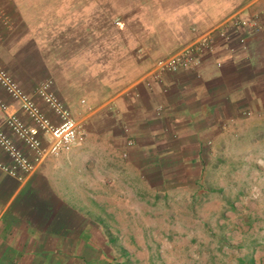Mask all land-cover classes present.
Wrapping results in <instances>:
<instances>
[{"label":"crops","instance_id":"0c3cea01","mask_svg":"<svg viewBox=\"0 0 264 264\" xmlns=\"http://www.w3.org/2000/svg\"><path fill=\"white\" fill-rule=\"evenodd\" d=\"M135 1L116 33H99L92 11L47 27L53 90L84 134L22 179L0 169V264H109L107 234L134 217L159 224L150 219L174 213L178 201L189 209L208 201L212 188L234 210L235 232L248 235L237 262L264 264V16L250 32L227 26L249 0ZM217 26L227 27V41L216 38L193 68L144 84L155 60L192 40V27ZM7 110L29 121L17 105ZM0 127L26 150L2 117ZM222 163L231 183L208 176Z\"/></svg>","mask_w":264,"mask_h":264},{"label":"rangeland","instance_id":"374dc122","mask_svg":"<svg viewBox=\"0 0 264 264\" xmlns=\"http://www.w3.org/2000/svg\"><path fill=\"white\" fill-rule=\"evenodd\" d=\"M124 2L126 0H0V66L18 86L30 94L45 78H49L53 86L49 69L55 67L43 61L49 44L47 27L57 29L62 19L68 23V20L87 17L92 11L97 19L99 33H116L119 25L114 23V19L124 21V15L137 7L135 0ZM0 98L6 105L5 109H0V117L3 118L6 112H15L21 117L15 110H7V106H15L17 102L1 85ZM17 108L21 110L18 105ZM219 166L221 168L218 170H210L208 176L231 183L232 169L224 170L229 164L222 163ZM212 189L208 201L195 200L189 203L192 206L190 209L188 203L178 201L174 213L166 210L160 218L150 219L159 222L154 226L140 224V219L135 217L129 219L128 226L122 232L117 229L119 232L106 235L111 249L106 250L107 256L103 262L239 264L236 257L247 249L244 244L248 235L235 232L234 225L238 219L233 216L234 210L226 202H220L222 197H217L216 188ZM226 191L231 193L232 186L226 187ZM219 205L221 210H218ZM259 252L264 257L263 248Z\"/></svg>","mask_w":264,"mask_h":264},{"label":"built area","instance_id":"2783aa9c","mask_svg":"<svg viewBox=\"0 0 264 264\" xmlns=\"http://www.w3.org/2000/svg\"><path fill=\"white\" fill-rule=\"evenodd\" d=\"M259 3L262 7L256 6ZM247 6L249 10L247 14L234 15L227 20L229 28L233 30L245 28L250 32L261 28L264 0H249ZM114 23H118V19H114ZM191 30L194 32L191 41L152 63L143 78L145 85H149V78L160 80L164 72L193 68L198 63L200 54L214 47L216 38L227 41L230 37L226 26L202 31L192 27ZM238 40L242 42L243 38L239 37ZM0 85L17 102L18 107L29 120L24 121L15 112H6L2 118L3 126L23 144L26 150L19 147L0 127V150L7 157L5 162L0 160V169L17 179H22L46 154H56L82 141L84 134L82 122L71 115L68 107L54 92L49 78L41 80L36 85L34 93L51 110L54 117L48 116L32 95L18 86L1 66ZM5 108L6 105L0 98V109Z\"/></svg>","mask_w":264,"mask_h":264}]
</instances>
